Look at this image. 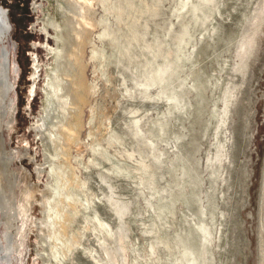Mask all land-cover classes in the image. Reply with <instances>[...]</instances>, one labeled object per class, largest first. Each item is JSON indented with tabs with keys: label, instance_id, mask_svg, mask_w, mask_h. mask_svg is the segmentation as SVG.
<instances>
[{
	"label": "rangeland",
	"instance_id": "rangeland-1",
	"mask_svg": "<svg viewBox=\"0 0 264 264\" xmlns=\"http://www.w3.org/2000/svg\"><path fill=\"white\" fill-rule=\"evenodd\" d=\"M12 4L26 264H264V0Z\"/></svg>",
	"mask_w": 264,
	"mask_h": 264
},
{
	"label": "water",
	"instance_id": "water-1",
	"mask_svg": "<svg viewBox=\"0 0 264 264\" xmlns=\"http://www.w3.org/2000/svg\"><path fill=\"white\" fill-rule=\"evenodd\" d=\"M31 122L12 0H0V264H26Z\"/></svg>",
	"mask_w": 264,
	"mask_h": 264
},
{
	"label": "bare ground",
	"instance_id": "bare-ground-1",
	"mask_svg": "<svg viewBox=\"0 0 264 264\" xmlns=\"http://www.w3.org/2000/svg\"><path fill=\"white\" fill-rule=\"evenodd\" d=\"M80 39V38H79ZM166 66H163V67H160V69L157 71V76L156 77H163V75L166 73V68H165ZM169 70V69H168ZM155 77V78H156ZM164 78V77H163ZM163 78H160V79H163ZM166 80V79H165ZM73 81V80H72ZM73 85V84H72ZM116 205V204H115ZM118 208H116V210H117ZM121 212H122V210H120ZM117 212V211H116ZM119 212V211H118ZM117 212V213H118ZM119 214V213H118ZM119 216H120V214H119ZM122 216V215H121Z\"/></svg>",
	"mask_w": 264,
	"mask_h": 264
}]
</instances>
